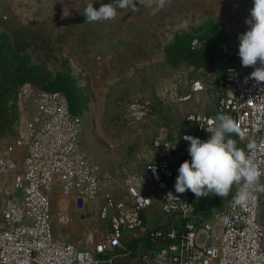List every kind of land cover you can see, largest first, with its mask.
Segmentation results:
<instances>
[{
  "label": "rangeland",
  "instance_id": "374dc122",
  "mask_svg": "<svg viewBox=\"0 0 264 264\" xmlns=\"http://www.w3.org/2000/svg\"><path fill=\"white\" fill-rule=\"evenodd\" d=\"M109 2L0 0V146L13 143L35 118L37 92L61 93L83 123L80 149L100 168L106 188L120 181L122 170L138 172L152 160L160 132L171 135L174 121L189 115L191 86L208 65H234L248 75L259 66H242L238 56L252 0H130L115 18L86 22L88 3L98 9ZM194 38L203 46V65L189 52ZM111 41L123 47L112 57ZM95 47L107 49L102 64ZM118 183L114 192L121 197ZM222 199L213 212L223 210ZM67 205L55 189L56 240L93 249L103 239L94 224L78 215L68 226L58 223Z\"/></svg>",
  "mask_w": 264,
  "mask_h": 264
},
{
  "label": "built area",
  "instance_id": "2783aa9c",
  "mask_svg": "<svg viewBox=\"0 0 264 264\" xmlns=\"http://www.w3.org/2000/svg\"><path fill=\"white\" fill-rule=\"evenodd\" d=\"M189 47L198 51L201 43L194 38ZM216 85V115H229L239 123L244 137H231L236 145H255L253 159L262 173L259 183L264 185V82L233 65ZM205 89L200 78L190 93ZM32 105L35 118L18 129L14 144L0 148V175L11 177L14 189L0 211V264H264V193H257L246 208L234 207V186L223 210L201 220L189 191H174L178 168L190 157L181 161L173 152L181 144L189 146L184 135L206 140L204 129L216 115H187L185 121L193 133H180L175 142L156 141L154 146L162 149L157 161L144 163L139 173L122 170L120 181L113 180L106 188L100 168L80 149L83 123L71 113L64 95L39 91ZM15 148L24 152L20 163L13 161ZM117 182L124 191L121 197L115 196ZM57 188L77 208L96 209L94 227L103 239L93 249L56 240L52 198ZM169 192L180 200L174 206L166 204ZM153 204L163 217L154 230L144 221L145 211ZM57 221L68 226L71 218L61 210ZM146 236L152 249H146L141 240ZM134 240L140 242L131 250L128 243Z\"/></svg>",
  "mask_w": 264,
  "mask_h": 264
},
{
  "label": "clouds",
  "instance_id": "9594fccd",
  "mask_svg": "<svg viewBox=\"0 0 264 264\" xmlns=\"http://www.w3.org/2000/svg\"><path fill=\"white\" fill-rule=\"evenodd\" d=\"M128 6L130 0H110L109 3H101L98 9L88 3L82 14L89 23L107 21L115 18L117 9ZM245 23L248 29L238 37V56L242 66L258 64L250 76L257 82H264V0H252ZM208 125L204 129L208 133L206 140L183 136L189 144L190 160L179 166L174 191L178 194L191 191L196 198H223L236 186L231 203L234 207L246 208L255 201L257 193H264V185L259 183L262 173L253 159L255 145L250 142L245 148L236 146L231 136L234 134L243 139L244 133L239 123L229 115L217 114L208 121ZM165 199L169 205L180 201L172 192L167 193Z\"/></svg>",
  "mask_w": 264,
  "mask_h": 264
},
{
  "label": "crops",
  "instance_id": "0c3cea01",
  "mask_svg": "<svg viewBox=\"0 0 264 264\" xmlns=\"http://www.w3.org/2000/svg\"><path fill=\"white\" fill-rule=\"evenodd\" d=\"M122 48L123 47L119 46L118 43L115 44L114 41H111L110 42V56L112 57L115 55V53L121 52ZM106 51H107L106 47L104 48L95 47V52L97 54L96 59H98L100 64L105 62V60L103 59V56L106 55L105 54ZM199 52L202 54V56H204L202 45L199 49ZM111 62H113V59H111ZM210 70H212V72H210ZM213 70H216V66L213 65L211 68L208 65V67L205 69V71L207 72L206 76L204 77L199 76V78L195 79L196 81L201 78L206 84V89L204 92L197 94L194 97L188 98L189 100L187 99L188 100L187 104L190 106V109L188 110L189 114H200V115H206V116L216 115L217 95H215L213 92V83H212L211 78L212 77L217 78V76L215 72L213 73ZM172 125H173L172 126L173 131L171 135H168V133H166L165 131L160 132L161 134L159 135V138H156L154 143L158 140H163V142L164 141L175 142L180 133H192L194 131V129L186 123L185 119L175 120ZM231 137L234 138V134ZM2 142L3 141H0L1 145H4V143ZM14 142L15 141H13V143L11 144H14ZM154 143H153V151H154L153 158L152 160L147 161V162L157 161L159 159V155L162 152V149L156 148L154 146ZM236 146L239 148H242L240 144H237ZM3 147L4 146H0V148H3ZM23 156H24V152L21 149L15 148L12 154L13 161L15 163H20ZM143 165L138 172H134V173H139L142 170ZM11 182L12 181L9 176L0 175V197H2L1 203H0V211L3 207V203L5 199L14 193V189L11 185ZM4 194H8V196L3 198ZM64 199L68 203L66 212L69 214L71 218V222H72L73 217L75 215H78L81 221L84 223H90V225L95 223V219H96V209L95 208L89 206V207H85L84 209H79L77 208L76 203L72 198H64ZM162 220H163V217L161 216L160 209L157 204H153L144 213V221L148 229L154 230L158 228Z\"/></svg>",
  "mask_w": 264,
  "mask_h": 264
},
{
  "label": "trees",
  "instance_id": "16d2710c",
  "mask_svg": "<svg viewBox=\"0 0 264 264\" xmlns=\"http://www.w3.org/2000/svg\"><path fill=\"white\" fill-rule=\"evenodd\" d=\"M190 42H191V40H190ZM190 42H189V45H190ZM189 52L193 57L199 58V61H200L199 63H201L203 65L202 60H201L203 56L199 52V50L198 51H191L190 47H189ZM230 66H233V65H228L227 67H222L221 69L213 70V72H215V74L217 76V79H220L221 77H223L224 74L226 73V70ZM188 147L189 146L187 144H181L180 148L177 151L173 152V155L182 161L185 157L189 156L188 151H187ZM210 197L211 196L196 198L195 195L193 193H191V191H189V198H190V200H193V205L195 208L196 216L201 220H205V219H208L209 217H211L214 213L213 212L214 209H216V207H219L220 204L223 203V199L221 197L214 196V201H211L212 199ZM223 198L225 199V202H226L228 196L223 197ZM141 240H143L146 249H152L151 240L148 236L143 237V239H141ZM139 242H140V240H137V241L134 240V241L129 242L128 243L129 249L135 250L137 248V245Z\"/></svg>",
  "mask_w": 264,
  "mask_h": 264
},
{
  "label": "water",
  "instance_id": "95a60500",
  "mask_svg": "<svg viewBox=\"0 0 264 264\" xmlns=\"http://www.w3.org/2000/svg\"><path fill=\"white\" fill-rule=\"evenodd\" d=\"M211 80H212V83H213V92H214L215 95H217L218 94V87L216 85L217 78L216 77H212ZM195 215H196V212H195Z\"/></svg>",
  "mask_w": 264,
  "mask_h": 264
}]
</instances>
